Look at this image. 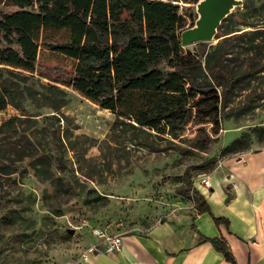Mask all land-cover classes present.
Segmentation results:
<instances>
[{
	"label": "rangeland",
	"instance_id": "374dc122",
	"mask_svg": "<svg viewBox=\"0 0 264 264\" xmlns=\"http://www.w3.org/2000/svg\"><path fill=\"white\" fill-rule=\"evenodd\" d=\"M238 1L212 41L183 47L203 56L201 83L213 84L208 68L224 64L233 79L217 88L225 103L215 113L210 99L195 106L199 96H169L185 111L160 134L117 125L115 114L67 87L69 78L49 67L72 70L76 62L44 44L66 41L68 31H38L39 65L25 74L30 96L23 110L0 112V126L21 119L4 131L0 150L26 135L49 165L38 164V176L33 158L3 164L15 173L0 172V264H70L98 241L96 230L145 232L173 214L196 212L208 162L219 166L264 148V0ZM182 6L192 14L188 30L196 26L197 5ZM235 141L236 151L226 152Z\"/></svg>",
	"mask_w": 264,
	"mask_h": 264
},
{
	"label": "trees",
	"instance_id": "16d2710c",
	"mask_svg": "<svg viewBox=\"0 0 264 264\" xmlns=\"http://www.w3.org/2000/svg\"><path fill=\"white\" fill-rule=\"evenodd\" d=\"M200 0H0V112L9 106L23 110V99L29 95V77L38 67L41 28L65 29L66 41L45 43L44 47L76 62L72 70L49 67L53 75L63 73L67 87L115 114L116 124L129 126L136 133L147 129L158 134L169 125V119L183 117L185 108L169 96L192 98L195 106L212 100L215 113L225 103L217 88L233 79L224 66L209 67L213 84L198 81L203 70V56L185 53L181 35L190 7ZM193 28V26H191ZM60 114V106H54ZM14 117L0 126V141L8 140L16 122ZM1 144V142H0ZM235 141L225 151H236ZM1 147V146H0ZM0 150V172L8 176L15 172L3 169L27 158L37 165H49L36 153L31 139L20 135L5 153ZM243 154V153H240ZM239 155V154H236ZM234 155V156H236ZM217 167L207 163L206 174ZM50 171V167L47 168ZM49 180L50 177H46ZM197 213H209L210 207L201 195ZM221 223V219H216ZM231 263L236 264L223 238L200 236Z\"/></svg>",
	"mask_w": 264,
	"mask_h": 264
},
{
	"label": "crops",
	"instance_id": "0c3cea01",
	"mask_svg": "<svg viewBox=\"0 0 264 264\" xmlns=\"http://www.w3.org/2000/svg\"><path fill=\"white\" fill-rule=\"evenodd\" d=\"M208 175L211 187L199 190L209 213L173 214L124 234L120 252L101 249L70 264H231L200 236L223 238L236 264H264V148L228 158Z\"/></svg>",
	"mask_w": 264,
	"mask_h": 264
},
{
	"label": "water",
	"instance_id": "95a60500",
	"mask_svg": "<svg viewBox=\"0 0 264 264\" xmlns=\"http://www.w3.org/2000/svg\"><path fill=\"white\" fill-rule=\"evenodd\" d=\"M238 0H201L197 4L198 20L196 26L185 30L181 35V44L188 47L197 43L212 41L231 10L239 5ZM70 234H74L71 231Z\"/></svg>",
	"mask_w": 264,
	"mask_h": 264
},
{
	"label": "built area",
	"instance_id": "2783aa9c",
	"mask_svg": "<svg viewBox=\"0 0 264 264\" xmlns=\"http://www.w3.org/2000/svg\"><path fill=\"white\" fill-rule=\"evenodd\" d=\"M201 184L207 189L211 187L208 174L202 176ZM94 236L98 239V242L88 247V249L82 254L81 257L83 260H87L89 255L101 249L108 254H113L122 250L124 235H110L107 231L99 229L94 232Z\"/></svg>",
	"mask_w": 264,
	"mask_h": 264
}]
</instances>
